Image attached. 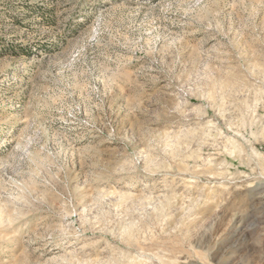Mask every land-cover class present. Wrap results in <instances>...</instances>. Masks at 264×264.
Listing matches in <instances>:
<instances>
[{
    "label": "rangeland",
    "instance_id": "374dc122",
    "mask_svg": "<svg viewBox=\"0 0 264 264\" xmlns=\"http://www.w3.org/2000/svg\"><path fill=\"white\" fill-rule=\"evenodd\" d=\"M0 264H264V0H0Z\"/></svg>",
    "mask_w": 264,
    "mask_h": 264
}]
</instances>
